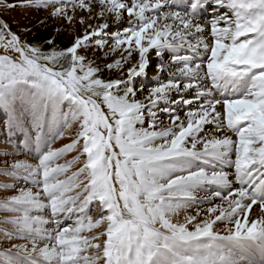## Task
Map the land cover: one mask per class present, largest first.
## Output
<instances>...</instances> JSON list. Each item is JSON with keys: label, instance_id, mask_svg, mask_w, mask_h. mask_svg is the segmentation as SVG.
Listing matches in <instances>:
<instances>
[{"label": "snow or ice", "instance_id": "snow-or-ice-1", "mask_svg": "<svg viewBox=\"0 0 264 264\" xmlns=\"http://www.w3.org/2000/svg\"><path fill=\"white\" fill-rule=\"evenodd\" d=\"M6 7L0 264H264V0Z\"/></svg>", "mask_w": 264, "mask_h": 264}, {"label": "rangeland", "instance_id": "rangeland-1", "mask_svg": "<svg viewBox=\"0 0 264 264\" xmlns=\"http://www.w3.org/2000/svg\"><path fill=\"white\" fill-rule=\"evenodd\" d=\"M25 0H11L5 1L0 0V20L7 21L9 25L11 26V29L13 31H17L18 25L28 24L31 28V35L29 36V39L35 38V35L39 32H42L44 37L49 38V34L52 36L56 35V29L61 27L60 22L58 20H48L47 19V11L46 10H35V9H26V8H14V9H7L6 4L7 3H14V4H20L24 3ZM77 16L79 15H87L86 13H81L79 9H77ZM44 20L46 21V26L42 25L40 22ZM35 25V27H33ZM64 32V35L59 36L56 43L58 47H63L64 43L68 40V33L71 31H82V27L79 24H75L72 26V28H64L62 29ZM113 31L116 30L115 27L112 29ZM37 41H39V38H37ZM91 55V54H90ZM155 74V70L153 69L147 78H141V80L150 81L151 77ZM105 75H108L107 73ZM140 81H137V86H139ZM4 115L0 114V119H4ZM72 133H68L65 137V139L57 141V144L55 146L59 147L62 146L63 143L68 142L69 137ZM6 140H7V130L6 129H0V152L4 151L6 149ZM3 157H0V160H2ZM2 179V178H0ZM7 195V193L0 191V198ZM0 215H4L3 213H0ZM182 218V217H181ZM0 246L7 247L8 244L6 241L0 239Z\"/></svg>", "mask_w": 264, "mask_h": 264}, {"label": "trees", "instance_id": "trees-1", "mask_svg": "<svg viewBox=\"0 0 264 264\" xmlns=\"http://www.w3.org/2000/svg\"><path fill=\"white\" fill-rule=\"evenodd\" d=\"M5 1H11V0H5ZM39 38V41H41L42 39H44V38H47V37H44V35H43V33L42 32H39V33H37L36 35H35V38Z\"/></svg>", "mask_w": 264, "mask_h": 264}]
</instances>
